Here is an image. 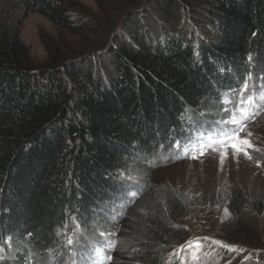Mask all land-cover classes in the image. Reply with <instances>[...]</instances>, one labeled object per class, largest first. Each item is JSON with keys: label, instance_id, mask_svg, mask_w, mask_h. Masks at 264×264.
I'll list each match as a JSON object with an SVG mask.
<instances>
[{"label": "trees", "instance_id": "obj_1", "mask_svg": "<svg viewBox=\"0 0 264 264\" xmlns=\"http://www.w3.org/2000/svg\"><path fill=\"white\" fill-rule=\"evenodd\" d=\"M94 1L100 9L108 4ZM77 6L75 0H10L22 16L0 20L2 264H94L84 243L104 247L91 219L121 196L119 173L141 154L150 159L157 148L184 139L190 113L208 108L217 116L206 118L227 117L216 104L235 109L249 73L264 86V0H129L109 51L65 59L47 47L46 62H33L20 40L22 21L35 13L82 35L89 27L75 15ZM154 194L162 203L139 199L130 213V240L122 241L117 229L108 235L113 244L103 255L114 264H179L173 253L168 258V239L173 220L186 216L185 205L162 189ZM226 200V240L254 245L241 237L251 231L240 215L245 208L261 214L264 193L235 191ZM116 217L105 215L99 229L107 233L108 218ZM232 220L240 231L228 228ZM9 236L11 243L4 244ZM234 254L197 264H228Z\"/></svg>", "mask_w": 264, "mask_h": 264}, {"label": "rangeland", "instance_id": "obj_2", "mask_svg": "<svg viewBox=\"0 0 264 264\" xmlns=\"http://www.w3.org/2000/svg\"><path fill=\"white\" fill-rule=\"evenodd\" d=\"M75 1L78 3L74 11L75 15L81 16L79 19H84L89 27L88 31L82 35L73 34L59 28L35 13H29L22 21L19 34L20 40L27 48L33 62L39 64L46 62L48 59L47 47L52 52L57 51L65 59H76L81 55L93 54L95 51L93 56L96 58V53L99 52L98 49L101 48V51H104L109 47L107 50L109 51L112 47V41L115 39L112 36L113 27L127 7L129 0H107L108 4L104 9H100L94 0ZM21 16L22 9L12 10L10 0H0V20H17ZM163 38L164 34L160 33L158 39L162 40ZM107 51L104 54L107 55ZM251 81L248 92H253L257 96L255 104L258 107L254 117H250L245 122V131L240 133L242 138L250 140L253 145L252 148H248L251 156L250 160L242 153L234 156L231 148L227 150L228 154L223 165L220 164L219 151L213 152L211 149L207 150L206 154L199 159H192L193 154L186 155L184 153L187 152L183 150V143L188 139L187 134L180 142L181 147L179 149L175 146L171 148L172 144L169 143L165 146V149H162L163 151L161 148H157L152 153L155 155L150 159L146 158V154H141L136 161L132 160L129 163L128 169L119 173L123 185L119 195H122V197L115 198L114 202L110 203L111 206L105 207L104 205L103 210L98 211L99 216L91 219L92 230L95 229L92 232L93 235L99 234V231H101L99 228L104 225V222L102 220L100 222V219L105 218V215L111 216L114 213L117 217L115 220L108 218L110 220L107 224V231L109 232L107 233L110 235L111 232L117 229L116 233L122 241L130 240L129 230L133 229L129 215L134 212L133 209L137 201L142 199L141 201H151L153 204L159 205L162 200L158 194H154V190L162 189L167 193L175 194L178 202L185 205L187 213L186 216L173 220L172 235L168 239L170 248L167 252L168 258L169 254L176 249V253H178L181 245H185L186 241L210 237L212 240L234 245L238 250L229 251L227 249V253L224 254L220 252L223 247L212 244L211 241H206L198 261H194L189 253H178L176 257L179 259V264L182 260L184 264L207 262L211 257L215 260H220V257L229 259L233 257L234 252L235 259L231 260L233 264H239V262L245 260L256 264H264V211L257 214L251 212L249 208H245L240 215L243 225L251 231L247 235L243 230L241 237L249 242H254V245L242 242L229 243L223 231L227 222L231 220L226 208L228 194L235 191L264 193V104L260 105L261 99L258 98L264 86L263 83L260 85L252 77ZM208 103V105L214 107V102L208 101ZM220 103L223 106L216 104L217 108L221 107L220 110L230 109L229 105L223 102ZM234 107L236 108V106ZM202 113L203 115H201ZM206 114L217 116V110L204 108L198 112L190 113L189 127L192 122L195 124V129H199L200 123L203 121H218L215 118H206ZM224 115L227 117L221 116V121L228 118L229 112H225ZM216 127L215 131L220 132L233 126L221 123L220 126L216 125ZM200 130L206 131V134L210 133L206 129ZM249 132L252 134L251 136L248 135ZM215 147L223 151L222 146ZM258 163L259 166H257ZM146 179H148L150 185L146 184ZM132 193H135V195H132ZM136 194L138 196L132 199ZM114 196L117 195H113L110 200ZM112 206L113 208L118 207L116 211L111 209ZM120 211L121 213L118 214ZM232 221L233 223L228 228L232 231H240L241 229L236 224L237 221ZM75 231L77 232V230ZM73 240H76V237ZM95 245L97 246L91 240L90 244L84 243L85 247L89 246V250L96 249ZM50 255L47 258L48 260H52ZM71 256H66L65 262L71 260ZM106 264L114 263L109 260Z\"/></svg>", "mask_w": 264, "mask_h": 264}, {"label": "snow or ice", "instance_id": "obj_3", "mask_svg": "<svg viewBox=\"0 0 264 264\" xmlns=\"http://www.w3.org/2000/svg\"><path fill=\"white\" fill-rule=\"evenodd\" d=\"M255 35V33H253ZM249 62L252 61V56L249 54L248 56ZM251 79V73L248 74V76L245 78L244 83L240 89V96L241 99L238 102L235 109H224L225 112H229V116L226 120H218L214 122L209 121H203L200 123V128L195 129L194 124V131L190 133L189 138L185 141L183 150L185 152H188L189 149H193V155L191 156L192 159H199L201 156H204L209 148L213 152H218L220 154V164L223 165L224 159L227 157L228 149L231 148L233 155H238L242 153L246 158L249 160L251 159V156L248 152V148H252L253 145L251 144L250 140L246 138H242L240 136V133L242 131H245L246 129V121L250 117H254L256 108L258 107L254 101L257 98L255 94L245 96L244 93L248 91L249 88V80ZM230 91L236 92L237 89H231ZM259 99L264 100V89L259 93L258 96ZM230 103L231 101H227ZM237 112L239 113V116H237ZM203 115V113L201 114ZM231 124L233 127L225 130L216 132L215 128L216 125L219 124ZM200 129H206L207 132H210L211 134L206 135V131H202ZM249 136L252 134L249 132ZM215 138V139H214ZM195 140V143L193 142ZM218 142L221 144L223 151H220L215 147V143ZM175 147L179 149L181 147L180 141H175ZM195 149H199L198 152L195 151ZM259 166V163L257 164ZM132 195H135V193H132ZM67 227V225H65ZM77 228H79V222H77ZM59 235V233H57ZM29 237L32 235L30 232L27 234ZM99 235L104 238V247L103 248H97L93 250V253L90 254V256H94V264H105V260H111V257H104L105 250H110L112 247L113 242L108 239V233L101 231ZM11 237H7V239L4 240V244H10L11 243ZM206 241H211L212 244L219 245L220 247L226 248L229 251H237L238 249L234 245H227L224 244L222 241L218 240H212L210 237H203V238H196L195 240H189L186 241L185 245H181L180 249L178 250V253H189L192 255V258L194 261H198L200 258L201 250L205 246ZM74 243V241L69 238L67 241V244L70 246ZM3 251V245L0 244V252ZM178 253H173L174 255ZM83 255V253H82ZM0 264H2V259H0ZM181 264H184V261H181ZM228 264H231V261L228 262Z\"/></svg>", "mask_w": 264, "mask_h": 264}]
</instances>
